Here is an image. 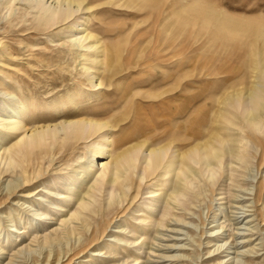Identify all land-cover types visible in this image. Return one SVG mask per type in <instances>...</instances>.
<instances>
[{"label":"rangeland","instance_id":"rangeland-1","mask_svg":"<svg viewBox=\"0 0 264 264\" xmlns=\"http://www.w3.org/2000/svg\"><path fill=\"white\" fill-rule=\"evenodd\" d=\"M198 1L85 0L64 25L44 35L25 31L33 15L23 16L30 12L26 2H20L12 16L1 6L0 149L14 140L4 133L12 108L17 118H27L28 131L57 123L55 107L62 108L68 119L81 112L82 117L110 120L117 123L112 139L136 137L135 141L144 144L143 150L151 145L185 152L206 141L216 125L223 136L232 135L218 124L221 97L236 84L251 87L254 61L264 48L261 40L252 46L240 37L230 39L218 32L219 36L218 28L200 23L193 8ZM202 1L231 17L264 19V0ZM16 22L20 23L14 28ZM76 28L78 37L86 29L93 36L89 43H97L102 50L97 54L101 65L93 67L103 82L101 90L92 88L80 69L79 52L67 48V37ZM111 106L110 112L96 116ZM197 128L203 139L188 140ZM89 151L88 143L81 144L75 156L69 151L67 159L55 166L63 171L36 184L32 189L38 192L23 198L25 190L19 189L16 196L8 197V189L21 183V178L17 170L4 174L0 150V172L4 174L0 175V264H264V145L253 140L247 144L244 164L232 165L224 158L212 173H202L175 209L169 211L166 202V227L149 226L147 235L143 229L133 230L141 227L147 212L157 221L164 215L163 184L151 179L140 187L128 211L114 216L94 247L72 251L86 242L83 235L44 244L43 237L59 229V222L76 207L75 196L63 192L71 188L76 194L85 189L87 171L81 167ZM73 156L79 159L73 162ZM230 164L237 168L232 175ZM170 187L166 185L171 193ZM154 191L157 196L150 194ZM58 193L69 197L57 200ZM136 193L132 190L129 196ZM119 226L123 232L116 235Z\"/></svg>","mask_w":264,"mask_h":264},{"label":"bare ground","instance_id":"bare-ground-1","mask_svg":"<svg viewBox=\"0 0 264 264\" xmlns=\"http://www.w3.org/2000/svg\"><path fill=\"white\" fill-rule=\"evenodd\" d=\"M48 1L0 0V7L6 8L8 16H12L20 9L16 8L17 5H20V2H26L29 6L25 9H29L30 12L23 13V16L33 15L30 27L25 31H39L43 32L44 35L48 32L53 33L52 30L56 29V26L64 25L81 8L85 0ZM30 2L33 4H29ZM198 2L199 4H196L193 8L197 9L195 14H197L196 17L200 20V23L212 24L213 27L218 28L215 31L216 34L220 32L230 39L240 37L247 40L252 46L261 40V44H259L264 48L263 18L247 21L246 18L231 17L223 11H218L209 2L205 3L206 1L202 0ZM85 10L89 11L90 8H85ZM27 21L29 20L20 22ZM20 22H16L13 27L15 28ZM12 23L13 20H10V27H12ZM76 30L77 28L67 37V48L69 51L79 52L80 69L85 71L88 82L92 84V88H97V91L103 82L95 76L96 73L94 74L93 67L101 65L102 62L97 54H102V50H100L101 48L97 43H89L93 36L87 33L86 29H82V36L80 37L75 34ZM230 35L231 37H229ZM91 54H95V57ZM253 56L257 60V54L253 53ZM259 57L257 61H254L255 81L251 82V87L236 84L231 91L228 90V94L221 97L222 108H218L217 113V119L220 122L218 123V120H216L226 130L228 128L232 135L230 133H227L229 134L227 135L226 130L223 129L226 134L223 136L222 130L218 129L219 126L216 125V130H213L214 133L212 132L206 141L199 142V144L197 143L194 147L192 146V148L181 153L171 151L169 146H159V148L155 146L156 148H152L149 145L143 150L144 144L135 141L136 137L126 139L127 141L116 140V142L112 139V136L116 132L117 123L113 124L110 120H97L92 118L93 115L92 117H82L81 112L68 119V114L63 113L62 108L58 107H55L52 111L59 119L57 123L43 124L28 131L25 124L27 118H17L14 114L16 108H12V114L5 120L4 133L13 137L14 140L9 146L1 148L3 149L1 156L4 157L6 166L4 174H13L14 170H17L21 183L17 182V185H12L8 189V197L10 195L16 196V189L25 190L23 198L32 197V193L37 191L32 187L40 182L43 183L47 177L63 171L61 166H55L64 161L69 151L71 155L75 156L74 151L81 144L88 143L90 144V154L85 159L83 167H81L87 171L85 189L78 190L76 194H73L71 188L63 192L70 197L75 196L76 207L74 211L69 210L67 218L59 222V229H55L51 235L43 237L44 244L68 238L71 235H83L86 242L80 243L72 251L81 253L94 247L106 233L114 220V216H119L124 210L128 211V208L136 200L140 187L151 179H157V182L161 181V184H163L161 195H163L165 201L164 215L157 221L154 220L151 212H147L141 227L136 226L133 230L138 232L143 229V234L147 235L149 226L166 227V202L169 211L175 209L184 197L188 196V191L193 188L192 186L196 185L201 179L202 173L205 171L212 173L215 168L221 166L224 158L230 159L232 165L244 164L247 158L248 142L253 140L260 146L264 145V136L262 135L264 132V49ZM21 109L26 111L28 107L22 106ZM111 109L114 108L111 106L96 112V116L108 113ZM43 110L44 108L37 109V113ZM50 114L48 113V115ZM82 114L84 115L83 112ZM164 117L166 118V116ZM199 129L197 128L194 133H189L188 140L192 138L193 141L197 142L203 139L198 131ZM148 143L146 144L148 145ZM116 145L117 147H115ZM74 156L71 160L73 162L77 161L80 155L75 158ZM103 156H106L109 160L102 161ZM96 161L101 162L98 164ZM231 164L230 173L232 175L236 167ZM2 174L3 172H0V175ZM166 176H170L167 181ZM169 183L171 184V193L166 189V185ZM62 188L57 187L59 191H63ZM132 190H137L136 195L133 197L132 195L129 196V192ZM156 193L155 191L150 192L151 195ZM68 195L66 198L69 197ZM58 196L57 200L64 198L59 193ZM117 229L118 231H115L116 235L123 232L121 230L123 229L122 226L117 227ZM88 231L89 235H87Z\"/></svg>","mask_w":264,"mask_h":264}]
</instances>
